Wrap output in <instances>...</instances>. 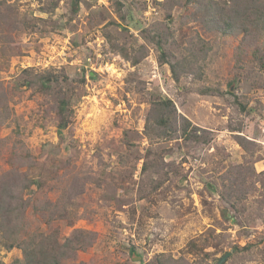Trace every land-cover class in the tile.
<instances>
[{"label": "rangeland", "instance_id": "1", "mask_svg": "<svg viewBox=\"0 0 264 264\" xmlns=\"http://www.w3.org/2000/svg\"><path fill=\"white\" fill-rule=\"evenodd\" d=\"M171 1L0 0V178L62 264H264V35Z\"/></svg>", "mask_w": 264, "mask_h": 264}, {"label": "trees", "instance_id": "2", "mask_svg": "<svg viewBox=\"0 0 264 264\" xmlns=\"http://www.w3.org/2000/svg\"><path fill=\"white\" fill-rule=\"evenodd\" d=\"M210 6V11L219 10L217 6ZM220 9L221 13L215 20L221 24L217 30H221L222 26L224 31H230L233 27L241 30L244 37L264 35V0H221ZM158 106L167 110L172 104L167 100ZM164 123L162 119L161 124ZM65 126L63 118L57 124L58 132ZM9 174L3 173L0 178V246L10 249L16 245L20 249L21 258L14 260L17 264H62L61 259L68 257L76 248L85 249L90 246L85 236L88 234L79 229H74L62 243H59L58 232L28 233L24 223L26 206L18 194L22 189L15 186Z\"/></svg>", "mask_w": 264, "mask_h": 264}, {"label": "water", "instance_id": "3", "mask_svg": "<svg viewBox=\"0 0 264 264\" xmlns=\"http://www.w3.org/2000/svg\"><path fill=\"white\" fill-rule=\"evenodd\" d=\"M228 252L227 253H225L224 255H222L220 258H218L217 260H216V262L214 263V264H221L225 259H226V257L228 256Z\"/></svg>", "mask_w": 264, "mask_h": 264}]
</instances>
